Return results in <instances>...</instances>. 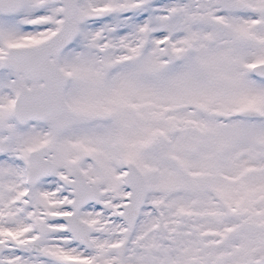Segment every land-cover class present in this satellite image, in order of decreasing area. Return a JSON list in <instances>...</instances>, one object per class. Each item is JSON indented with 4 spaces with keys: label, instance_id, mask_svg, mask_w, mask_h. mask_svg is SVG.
<instances>
[{
    "label": "snow or ice",
    "instance_id": "obj_1",
    "mask_svg": "<svg viewBox=\"0 0 264 264\" xmlns=\"http://www.w3.org/2000/svg\"><path fill=\"white\" fill-rule=\"evenodd\" d=\"M0 264H264V0H0Z\"/></svg>",
    "mask_w": 264,
    "mask_h": 264
}]
</instances>
